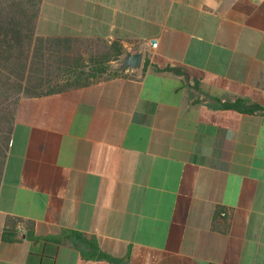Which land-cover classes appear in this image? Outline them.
Wrapping results in <instances>:
<instances>
[{
  "label": "crops",
  "instance_id": "obj_1",
  "mask_svg": "<svg viewBox=\"0 0 264 264\" xmlns=\"http://www.w3.org/2000/svg\"><path fill=\"white\" fill-rule=\"evenodd\" d=\"M37 34L143 61L21 98L0 264H264V115L222 107L264 106V0H43Z\"/></svg>",
  "mask_w": 264,
  "mask_h": 264
},
{
  "label": "trees",
  "instance_id": "obj_2",
  "mask_svg": "<svg viewBox=\"0 0 264 264\" xmlns=\"http://www.w3.org/2000/svg\"><path fill=\"white\" fill-rule=\"evenodd\" d=\"M42 1L0 0V186L22 97L79 88L103 79L110 72L124 74L120 70L113 71L111 64L125 53L119 42L92 51L85 59L80 42L107 44V41L38 35ZM144 65L146 67L147 60ZM165 69L185 73L180 68ZM222 107L264 115L263 105L242 96L222 103ZM73 235L85 240L80 232H73ZM6 239H14L8 229ZM91 246L96 251L95 245Z\"/></svg>",
  "mask_w": 264,
  "mask_h": 264
},
{
  "label": "water",
  "instance_id": "obj_3",
  "mask_svg": "<svg viewBox=\"0 0 264 264\" xmlns=\"http://www.w3.org/2000/svg\"><path fill=\"white\" fill-rule=\"evenodd\" d=\"M142 52H128L118 60V70L133 71L142 65Z\"/></svg>",
  "mask_w": 264,
  "mask_h": 264
},
{
  "label": "rangeland",
  "instance_id": "obj_4",
  "mask_svg": "<svg viewBox=\"0 0 264 264\" xmlns=\"http://www.w3.org/2000/svg\"><path fill=\"white\" fill-rule=\"evenodd\" d=\"M82 39H85V38H82ZM80 49H81V51H82V54H83V56H84V58L85 59H87V58H89V56H90V54H91V52L93 51V52H97L99 49H101V48H106L108 45H110V43H108L107 42V44L105 43H99V42H93V43H89V42H80ZM120 59V58H119ZM119 59H117V60H113L112 62H111V64H112V70L114 71V70H118L117 69V66H115L117 63H118V60ZM120 71H122V70H120ZM124 72V71H123ZM113 73L112 72H110L109 74H107V76H105L104 78H106V77H110V75H112Z\"/></svg>",
  "mask_w": 264,
  "mask_h": 264
},
{
  "label": "built area",
  "instance_id": "obj_5",
  "mask_svg": "<svg viewBox=\"0 0 264 264\" xmlns=\"http://www.w3.org/2000/svg\"><path fill=\"white\" fill-rule=\"evenodd\" d=\"M226 214V213H223V215Z\"/></svg>",
  "mask_w": 264,
  "mask_h": 264
}]
</instances>
